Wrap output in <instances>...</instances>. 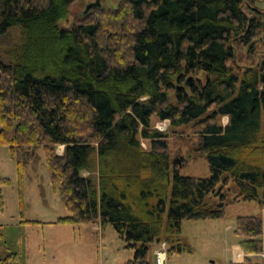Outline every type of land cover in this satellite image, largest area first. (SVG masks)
I'll list each match as a JSON object with an SVG mask.
<instances>
[{
	"label": "trees",
	"instance_id": "16d2710c",
	"mask_svg": "<svg viewBox=\"0 0 264 264\" xmlns=\"http://www.w3.org/2000/svg\"><path fill=\"white\" fill-rule=\"evenodd\" d=\"M80 1L96 0H0V147L20 182L42 148L68 212L57 223L110 224L134 251L125 264H149L152 244L166 243L167 258L188 250L184 221L264 203L261 0H100L70 25ZM242 50L257 65H237ZM154 120L190 128L209 178L180 175ZM263 230L259 218H237L242 264H260L250 256L263 254Z\"/></svg>",
	"mask_w": 264,
	"mask_h": 264
},
{
	"label": "rangeland",
	"instance_id": "374dc122",
	"mask_svg": "<svg viewBox=\"0 0 264 264\" xmlns=\"http://www.w3.org/2000/svg\"><path fill=\"white\" fill-rule=\"evenodd\" d=\"M96 1L76 3L69 24L83 17L86 7ZM116 5L112 0L105 1L108 8H115ZM258 6L264 10V0ZM259 60L260 55L248 56L246 50H242L237 65L255 66ZM227 122V118L219 120L222 126ZM261 125L264 134V113ZM153 128L167 136L171 159L183 162L177 165L181 176L210 177L205 154L197 151V137L192 135L190 128H171L168 123L156 120L153 121ZM141 144L144 150L148 148L146 142ZM34 150L35 156L26 163L23 181L20 182L16 161L11 158L7 147H0V176L9 181L8 185H0V259L15 255L18 264H125L132 260L134 251L127 247L110 224L101 227L100 224L69 226L57 223L67 217L68 212L60 192L51 187L42 148ZM63 151L60 146L56 154L61 156ZM227 190L230 199L238 194L233 181ZM238 217H256L264 222V203H230L220 220L184 221L181 225V245L188 250L170 256L165 264H232L234 248L240 246L243 240L234 233ZM261 238L264 242V230ZM159 246L152 244L150 247L149 264H155L154 252ZM256 262L264 264V258L256 259Z\"/></svg>",
	"mask_w": 264,
	"mask_h": 264
},
{
	"label": "built area",
	"instance_id": "2783aa9c",
	"mask_svg": "<svg viewBox=\"0 0 264 264\" xmlns=\"http://www.w3.org/2000/svg\"><path fill=\"white\" fill-rule=\"evenodd\" d=\"M168 246L161 243L159 248L154 252L155 264H165L167 260Z\"/></svg>",
	"mask_w": 264,
	"mask_h": 264
},
{
	"label": "crops",
	"instance_id": "0c3cea01",
	"mask_svg": "<svg viewBox=\"0 0 264 264\" xmlns=\"http://www.w3.org/2000/svg\"><path fill=\"white\" fill-rule=\"evenodd\" d=\"M244 258H245V254L242 251V249L240 248V246H235V248H234V259H233L232 264H242L244 261ZM250 258H252V260H254L256 262V259H259V258L263 259L264 255L263 254L253 255V256H250Z\"/></svg>",
	"mask_w": 264,
	"mask_h": 264
},
{
	"label": "water",
	"instance_id": "95a60500",
	"mask_svg": "<svg viewBox=\"0 0 264 264\" xmlns=\"http://www.w3.org/2000/svg\"><path fill=\"white\" fill-rule=\"evenodd\" d=\"M101 6L100 4V1L97 0L96 3L94 4H89L86 9H85V12H84V15H86L87 13H89L92 9L94 8H99Z\"/></svg>",
	"mask_w": 264,
	"mask_h": 264
}]
</instances>
